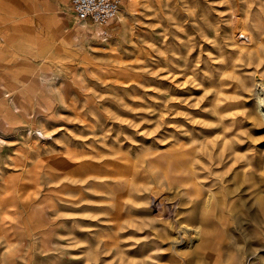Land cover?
<instances>
[{"label":"rangeland","instance_id":"374dc122","mask_svg":"<svg viewBox=\"0 0 264 264\" xmlns=\"http://www.w3.org/2000/svg\"><path fill=\"white\" fill-rule=\"evenodd\" d=\"M49 1L36 46H0V264H212L228 210L261 213L264 0H121L105 26ZM230 228L231 263L264 264Z\"/></svg>","mask_w":264,"mask_h":264},{"label":"bare ground","instance_id":"6f19581e","mask_svg":"<svg viewBox=\"0 0 264 264\" xmlns=\"http://www.w3.org/2000/svg\"><path fill=\"white\" fill-rule=\"evenodd\" d=\"M260 81H261L262 87L264 88V80L261 78ZM259 109L262 112V114L264 115V103L259 106ZM191 173L194 174L193 171ZM183 180H184V176L181 177L180 180H176V181H177V183H179ZM168 183L171 184V183H173V181L168 180ZM180 187H182V186L179 185L178 188H180ZM153 188H154V191L157 193V195L163 193L162 189H160L158 186L154 185ZM257 191L258 190H256V192ZM183 192L187 195L190 194V190L187 187L183 189ZM198 193L201 194V192L199 190H198ZM200 201L201 200H197L195 202V204L198 205L199 203L202 202L206 205H209V198L205 199L204 201H201V202ZM167 203H168V201L166 200V204ZM166 204H164L163 212H165V210H167ZM259 207H260L261 213L259 212L258 214L253 213L251 211V209H247L246 205H244L241 209H239V211L236 212L234 215H232V213H231L232 210H230V211L228 210L227 218H225V220H223L224 232H222V236L220 238V240H224L227 243L226 244L227 246L225 248L224 246L220 245L219 243H217L215 241H213L211 243L209 251L206 252V257L210 258L212 260V264H233V263H231V260H232L231 257L236 256L239 253V250L243 251L247 248V246H245L244 244L238 243L240 240L239 237H241V236H239V234L237 235V234L233 233L232 229L230 228V222L232 221L233 218L237 219L239 229L245 231V233L247 234L246 238L249 241L254 242L257 239V236L261 235L262 231H264V197H262L260 199ZM184 211L187 212L186 210H184ZM220 242H222V241H220ZM198 252H199V250L195 248L194 253H198ZM225 254H227L226 259H224Z\"/></svg>","mask_w":264,"mask_h":264},{"label":"crops","instance_id":"0c3cea01","mask_svg":"<svg viewBox=\"0 0 264 264\" xmlns=\"http://www.w3.org/2000/svg\"><path fill=\"white\" fill-rule=\"evenodd\" d=\"M42 0H0V17H3L5 19H9L7 21V29H5V37L3 38L4 42H1L0 38V46L3 45H9L12 41L15 39L21 40L23 37V32L26 34V31L32 33L31 41L32 46H36L38 43V36H37V30L36 27L32 23H27V8L29 6H37V3L41 2ZM47 1V0H46ZM51 6L54 7L56 11V17L58 22H66L67 17L65 14V9L59 7L57 0H50L49 1ZM5 21V20H4ZM35 24V23H34ZM22 84L20 82L15 83L13 87H10L13 92H16L17 90H20L22 88ZM7 88L6 83L4 79H0V90L1 88ZM17 89V90H16ZM7 95H10L8 93V90H6ZM19 95V92H18ZM19 97H14L16 102L19 101ZM1 99V98H0ZM0 109H6V103L3 100H0ZM7 118L3 114L0 113V121L1 123H7Z\"/></svg>","mask_w":264,"mask_h":264},{"label":"built area","instance_id":"2783aa9c","mask_svg":"<svg viewBox=\"0 0 264 264\" xmlns=\"http://www.w3.org/2000/svg\"><path fill=\"white\" fill-rule=\"evenodd\" d=\"M77 18L105 26L116 19L121 10V0H69Z\"/></svg>","mask_w":264,"mask_h":264}]
</instances>
